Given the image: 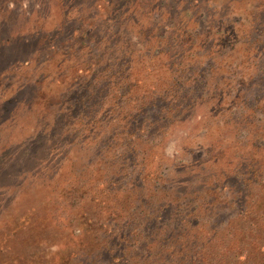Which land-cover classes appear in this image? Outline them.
<instances>
[{
    "label": "rangeland",
    "instance_id": "obj_1",
    "mask_svg": "<svg viewBox=\"0 0 264 264\" xmlns=\"http://www.w3.org/2000/svg\"><path fill=\"white\" fill-rule=\"evenodd\" d=\"M0 264H264V0H0Z\"/></svg>",
    "mask_w": 264,
    "mask_h": 264
}]
</instances>
